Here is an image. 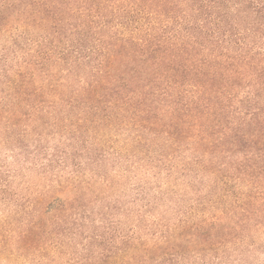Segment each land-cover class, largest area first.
Returning a JSON list of instances; mask_svg holds the SVG:
<instances>
[{
	"label": "trees",
	"instance_id": "16d2710c",
	"mask_svg": "<svg viewBox=\"0 0 264 264\" xmlns=\"http://www.w3.org/2000/svg\"><path fill=\"white\" fill-rule=\"evenodd\" d=\"M0 264H264V0H0Z\"/></svg>",
	"mask_w": 264,
	"mask_h": 264
},
{
	"label": "rangeland",
	"instance_id": "374dc122",
	"mask_svg": "<svg viewBox=\"0 0 264 264\" xmlns=\"http://www.w3.org/2000/svg\"><path fill=\"white\" fill-rule=\"evenodd\" d=\"M122 191V190H121Z\"/></svg>",
	"mask_w": 264,
	"mask_h": 264
}]
</instances>
